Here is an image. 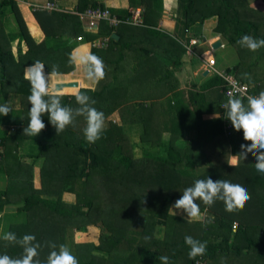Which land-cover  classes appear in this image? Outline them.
Wrapping results in <instances>:
<instances>
[{"label":"trees","instance_id":"1","mask_svg":"<svg viewBox=\"0 0 264 264\" xmlns=\"http://www.w3.org/2000/svg\"><path fill=\"white\" fill-rule=\"evenodd\" d=\"M18 4V0H0V105L9 103L12 107L7 116L0 115V213H3L0 215V226H3L0 236L5 232H13L18 238L34 235V243L41 245L35 259L41 264H46L52 250L49 243H55L57 251L61 244L68 246L78 264H162V256L169 258V264H196L199 260L233 264L231 259L237 256L236 264H264V174L256 171V161L251 154L245 160L238 156L241 144H250L243 139V132L234 128L231 134L225 131L223 105L228 98L224 93L223 78L212 74L199 88L194 82L195 89L189 92L194 107L180 100L181 92L164 96L167 90L178 86L176 81H170L176 68L184 64L192 66L198 55L200 58L208 54L206 46H198L201 43L196 42V36L188 37L190 26H200L214 18L216 22L211 35H220L225 46L233 45L242 52L247 48L237 41L244 35L264 39V9L251 7V0H179L177 21L184 27L185 35L181 38L173 36V44L164 53L156 52L154 57L139 54L142 67L152 65L149 74L153 71L164 74L159 80L150 77L157 89L153 90L154 84H147L149 92L128 98V102L137 103L128 112L123 107V100L127 98L121 99L123 96L107 90L116 84L107 81L105 76L95 89L82 87L78 91H69L66 88L64 92L56 89L55 94L60 96L63 106L79 107L75 96L83 92L90 97L91 106L104 113V131L93 144L85 139L83 116L76 117L57 134L45 114L42 120L46 127L41 133L35 137L24 135L31 107L28 101L31 86L25 78V68L40 61L45 64L48 74L54 67L57 69L55 76L69 73L74 69L70 58L75 45L71 39L83 37V33L77 28L81 26L78 15L49 12L44 3L34 2L30 7L43 30L57 37L56 26L59 31L64 29L58 34L60 42L56 49L48 46L42 49L38 46L45 42H41L37 47L23 51L22 42L25 37L30 38V30ZM89 6L107 7L99 0H78V10L83 11ZM111 10L117 12L113 7ZM149 12L155 10L151 7L146 10L144 21L147 24L153 22ZM125 13L130 16L131 9H125ZM12 23L19 28L18 33L17 29L12 32ZM142 36L141 42L150 41V35ZM185 36L186 41L182 40ZM108 37L112 45L124 39L122 35L118 41L112 35ZM18 38L21 41H17L16 56L12 52V43ZM141 49L147 53L153 50ZM90 54L99 57L107 66L106 49L92 47ZM211 57L214 56L209 53L208 58ZM254 64L249 65L246 74L241 72L242 61L226 71L247 83L253 94L259 95L264 91V73H255ZM171 65L173 68L168 67ZM55 83L53 80V85ZM215 85L219 88L216 94ZM48 91L54 93L49 88ZM235 97L247 105V98ZM159 99H165L169 108L163 107L164 101H149ZM209 100L215 103V111L218 110L220 115L204 119L201 115ZM159 108V118L163 121L160 124L153 116ZM116 111L123 124H132L131 130L139 133L140 143L135 146L142 148L141 156H135L128 146L118 142L124 125L110 118ZM79 120L85 123L83 128L78 126ZM136 123L141 126H135ZM193 126L197 128L196 136L188 137L186 132ZM31 144H35L37 151L24 155L22 152ZM232 157H236V165L229 161ZM38 165L40 184L36 185L35 168ZM205 165L211 168L206 169ZM199 166L203 169L198 170ZM183 175L186 180L181 181ZM189 177L205 180L210 177L213 181L222 179L240 184L248 190L250 199L243 209L235 212L226 211L220 200L211 206L198 200L200 214L208 211L211 217L207 222L191 221L173 207L184 189L194 184ZM65 183L74 185L67 187ZM69 187L72 189L68 190ZM66 190L75 194V200L65 199L63 192ZM12 214L16 220L4 225L3 219ZM139 221L140 229L134 230L135 222ZM96 227L102 230L98 241H75L76 233L82 238V233ZM186 236L207 242L205 253L190 259L189 247L184 240ZM22 253L19 245L0 239V255L18 258ZM222 254L223 261H217Z\"/></svg>","mask_w":264,"mask_h":264},{"label":"clouds","instance_id":"2","mask_svg":"<svg viewBox=\"0 0 264 264\" xmlns=\"http://www.w3.org/2000/svg\"><path fill=\"white\" fill-rule=\"evenodd\" d=\"M237 43L250 51H257L264 47V39H256L249 35H244ZM70 59L71 62L83 66L87 80L96 83L104 78V64L99 57L91 54L73 55ZM207 68L209 69V67ZM56 72L57 69L54 67L51 74ZM48 75L45 66L40 61L25 68V78L31 86L28 96L31 107L28 110V124L23 130L24 135L34 137L39 135L46 127L42 120V116L45 114L57 134L72 124L76 117L83 116L86 121V127L83 130L85 139L88 143H95L101 138L104 131V113L92 107L90 97L83 92H79L75 96L79 107L72 109L63 106L60 96L48 91ZM223 107L225 119L231 122L236 131H242L243 139L250 142V144H241L238 156L245 160L251 154L256 161L254 163L256 171L264 174V91L260 92L258 96H248L247 105L241 99L230 96ZM10 112H12V107L9 103L0 105V115L7 116ZM249 199L248 190L242 185L222 179L213 181L208 177L206 180L198 179L192 186L185 188L181 198L175 202L173 207L186 212L188 219L191 220L200 216V208L196 203L198 200L208 206H211L216 200H220L223 201L226 211L235 212L243 209ZM0 215L2 216L3 213L1 212ZM0 239L19 245L23 249L22 255L18 258H12L6 254L0 255V264H41L39 259H35L39 255L38 249L41 245L34 243L36 239L34 235L26 234L18 238L13 232H5L0 236ZM184 240L189 247L188 256L190 259L205 253L207 242H201L191 236H186ZM48 246L52 250L47 257L46 264H78L77 258L71 253L68 246L61 244L58 251L55 243H49ZM160 261L162 264H169V258L166 256L160 257Z\"/></svg>","mask_w":264,"mask_h":264},{"label":"crops","instance_id":"3","mask_svg":"<svg viewBox=\"0 0 264 264\" xmlns=\"http://www.w3.org/2000/svg\"><path fill=\"white\" fill-rule=\"evenodd\" d=\"M47 1H53L57 3L60 6V10H57L58 12H61V13L68 12V13L76 14L79 16L81 26H77V28L83 33L82 35L83 39L77 40L75 37H72L71 41H73L75 45V48L72 50V56L73 55H76V56L89 55L92 47H96L97 49H106L108 53L107 54L108 61H107V66H105L104 64V69L107 72L105 73V78H107V74L110 71V66L112 64L119 63L122 65V67L125 70L123 72L124 78L120 82L118 81L117 75L113 76L112 78L108 80L106 79L107 81L111 80V83L113 84L114 83L116 84V82H118V83H122V85L124 84L127 86L129 83L128 78L130 77L136 78L139 84L140 83L141 84L142 83L154 84L153 79L150 80V77H154L159 80L161 79V77L163 76L162 74L164 73L162 72L159 75L155 71H153L149 74L148 71H149V68L152 67V65L149 67H146V66L142 67L141 64H139V58H138L139 54H145L147 56L154 57L156 56V52L162 53L161 51H163L164 53L168 51L170 46L173 44L172 42L173 36H176V38H181L183 35H185L184 27L182 26V24L178 23L177 21L178 14H179L178 13L179 0H99L100 2H104L107 7H110L111 9L112 7L114 9H117V12H113L112 10L111 11L113 12L114 15L120 18L127 17V14L125 13V9H131L132 13L134 10L140 9L141 16H142L141 18L142 24L141 25L120 24L118 26H111L107 21H101L98 25V28L96 29H89L87 23L81 18L80 13L82 11L78 10V0H22V1L18 0V3H19L18 5H20L21 11L23 12L24 17L27 19V25L30 30V33H32L34 36V40L38 42H45V44L54 43L57 37L49 32L44 31L41 28V26L39 25L30 7V4L34 2L46 3ZM160 2H162V4H160ZM89 7H92V6H89ZM149 7H151V10H155V12L151 14L149 12L150 20L153 22H150L149 24H147L144 21V19H145V12ZM8 10L11 12L10 9ZM49 12H52V11H49ZM157 18H159L158 23L156 22ZM215 22L216 20L214 18L207 19L200 26L199 25H196L194 27L190 26V28L188 29L189 32H187L188 37L191 35L196 36V39H197L196 42L201 43L198 46H202V48L206 46L207 51H208L207 53L208 54L210 53V55H213L214 57L216 56L220 48L225 47L224 42L220 35L215 36L212 33V35L209 36L208 34H206L207 30H210L211 32H213V27L215 26ZM10 28L12 29L13 33L16 32L15 29H17V33H18L19 28L16 27L14 23L11 24ZM151 31H154V33H151ZM113 33L117 35V38H116L117 41L120 39L122 35L124 37L122 42H118V43H115V45H112L111 43L109 44L110 42L109 41L108 43H105V44L103 42L102 44L99 43L96 46L93 45V41L95 40L101 41L103 38L109 35H112ZM120 33L121 35H119ZM143 34H148L151 36L150 39L147 38L150 40L149 42L140 41L142 38H144L142 36ZM49 37H51L50 40H49ZM182 40L186 41V36ZM218 40H220L223 43V45L222 47H219L218 49L214 50V48H212V45L214 42ZM48 47L56 49L57 44H51V45H48ZM141 47H143L146 50L153 48V50L147 53V51L142 50ZM18 49H19L18 43H17V46L12 45V52H14L16 56L18 55ZM21 49L23 51L28 50L27 48L23 47V43H22ZM122 53H123V56H122ZM208 59L209 58L205 57L204 55L203 57L199 58V55H198V57L195 60L194 65L189 66V65L184 64L179 69L176 68L174 70V75L171 76L170 78V81L171 82L176 81L178 86L177 88L173 90H167L166 95L164 96L165 97L169 96L175 91L181 92L182 100H183L182 102L190 105L191 107H194L193 99L191 98V96H189V92L195 89V86L193 87L194 82L196 85H198L197 87L199 88V86L204 81H206L208 77L212 75L211 72H209L207 75L203 74L205 69H208L207 67H209L206 62ZM168 60L169 59L167 58L166 64L169 63ZM154 61L157 62V60H154ZM133 64H136V65L134 67H131ZM137 64L139 67H136ZM43 65L45 66L44 63ZM217 65H218V61L216 60L215 67L217 69L219 70L228 69V68L220 69L217 67ZM168 67L173 68V65L168 66ZM74 68L76 69L75 74L71 72V74L66 73L67 75L66 74L56 75V76L62 75L64 78H61L59 80L65 81V82H69L68 81L69 79L75 78L74 83L78 84V86H66L65 85L63 88L61 87L62 88L60 89L61 92H64L66 88H68L69 91H72L73 89L75 90L78 88H82L83 86H87L86 84H89V86L93 84V86L90 88L95 89L99 81L96 83H93L87 80L85 78V74H82L83 73L82 65L78 63H74ZM181 69L184 70L182 71V73H184V75L186 76V80H183L181 75H179ZM45 70H46V66H45ZM169 70H173V69H169ZM71 75H75V76H71ZM56 76L53 74L52 75L49 74L48 79L49 77H51L54 80ZM174 76L176 78L172 79V77ZM215 86L216 87L214 88V93L216 94L217 91L219 92V88L217 85ZM137 87H138V84H137ZM157 87H158L157 84H154L153 90L157 89ZM119 88L120 90L123 91L126 87L122 88L116 84L112 87H109L107 90H110L111 92L118 94ZM121 96H122V92H121ZM121 99H124V97H122ZM127 103H130V101L126 102L125 104ZM212 103H213L212 100H209L206 104V108L203 109V113L201 116L204 119H210L212 117H218L220 115V112L218 110L215 111V105H214L215 103L213 104ZM193 127L196 128V126H193ZM225 128H226V124H225ZM192 130L193 129L190 128V131L186 132V135L188 137L196 136L195 135L196 133L192 132ZM20 218H24V217L21 216ZM13 220H16V217ZM93 232L96 233V231H93Z\"/></svg>","mask_w":264,"mask_h":264},{"label":"rangeland","instance_id":"4","mask_svg":"<svg viewBox=\"0 0 264 264\" xmlns=\"http://www.w3.org/2000/svg\"><path fill=\"white\" fill-rule=\"evenodd\" d=\"M160 4H162V2H160ZM250 6L253 7V8H255V7H262L264 9V1L263 0H251ZM55 32L57 33V38H56L55 42L54 43H50V44H43L41 46H38V44L41 43V42L35 41L33 34L29 32L30 33V38L29 37H27V39H26V37L24 38V41L22 42L23 43V47H25L27 49H31V48H35V47L38 46V47L44 49L45 46H48V45H51V44H57V43L60 42L59 35H58L59 34V29H58L57 26L55 28ZM206 34H208L209 36H211V31L210 30H207L206 31ZM50 39H51V37H49V40ZM17 41H21V39L18 38V40H16L12 45L17 46ZM204 56L205 57H208V54H204ZM186 59H187V56H186ZM215 59L218 61L217 67L220 68V69H225V68H228V67H232L235 63H237L239 61H242V64L243 65L241 67L242 68V71L241 72H243V74H246L248 72L249 65L252 62H254L255 63L254 64V67H253L254 72L255 73H259L261 75L264 73V47H261L257 51H250L249 49H245L242 52H239L235 46L228 45V46H225V47H222V48L219 49V51L217 52V54L215 56ZM135 65L136 64H133L131 67H134ZM75 70L76 69L74 68L73 70H71L67 74H71V72L73 74H75ZM124 70L125 69L122 67L121 64H119V63L112 64L110 66V71L108 72L106 79L108 80V79L112 78L113 76L117 75L118 76V81L120 82L124 78V74H123ZM104 71H105V73H107L105 69H104ZM182 71H184V70L181 69L179 75H181V77H182L183 80H186V76L184 75V73H182ZM82 74H84V68H83V73ZM71 76H75V75H71ZM61 78H64V77L62 75L56 76L54 78V81L56 82L54 85H53V79L51 77H49V79H48L49 80V82H48V88L50 90H54V93L58 92V91H56V88L62 89L65 86L64 84L66 82L59 80ZM128 79H129V83L126 86V88L123 91L122 90H119V93L117 94V96L118 95H121V92H122V96L127 98V100H123L125 103L128 102V98L133 97L135 94H138V93H146V92H149L150 91V87H148V85L146 83H142V84L140 83L139 84V82L137 81V79L134 78V77H130ZM68 81H69V85L72 86V83H70V82H74L75 81V78L69 79ZM116 84L119 86L122 83L116 82ZM137 84H138V87H137ZM59 85H62L61 86L62 88H59ZM86 85L87 86H83V87H87L88 88V87H92L93 86V84H91L90 86H89V84H86ZM54 86H55V89H53ZM97 86L98 85H96L95 88H97ZM78 90H79V88L78 89H75V91H78ZM169 96H174V95L171 94ZM180 100H182V99H180ZM149 101H150V103H157V102H160V101H164L163 107L165 109L166 108L167 109L169 108V105L167 104V101L165 99H162V100L159 99V100H155L153 102L151 100H149ZM100 105L103 106L104 103H100ZM136 105H137V103H135V102H130V103L124 104V106H123V107H125L124 111L128 112L131 108H134ZM159 113H160V108L156 111V113L153 116H154V119L155 120H158V123L160 124L163 121L161 120V118H159ZM110 118L113 119L114 121H116L117 123H120L121 126L124 125L123 126V131H122V134H121V137L122 138L118 139L119 140L118 142L120 144L123 143L124 145L128 146L132 150V152H133V154L135 156H137V157L138 156H141L142 155V148L140 146H135L136 144H139L140 143V135H139V133L137 131H132L131 130L130 127L133 126V125L132 124H123L122 123V119H121L120 114H119V111L114 112L111 115ZM225 120H226V123L229 121L227 119H225ZM78 126L80 128H83L85 126V123L79 120L78 121ZM135 126L140 127L141 125L139 123H136ZM192 128H193L192 132H196L197 131V128H195V127H192ZM128 130H131V131L128 132ZM225 131L228 134L227 129H225ZM117 136L119 137V134ZM35 151H37L35 144H31V147H28L27 146L25 148L24 152H22V153H25L24 155H27V154H30V153H34ZM221 157H223V156H220V158ZM29 161H31L30 158H29ZM229 161L233 165H236V157L230 158ZM205 168L206 169H209V168H211V166L205 165ZM200 169H203V167H200L199 166L198 167V170H200ZM39 176H40V168H39V165H38L35 168V184L36 185H39L40 184V181H38ZM202 177L205 178V176H202ZM180 180L181 181L186 180V175H183V178L181 177ZM189 180L195 182L198 179L195 178V177H189ZM65 185H67V187H68V186L74 185V183H65ZM71 189L72 188L69 187L68 190H71ZM68 190H66V191L63 192L65 199H67V200H75V194L73 192H69ZM177 213L179 215L185 217V218H188L187 217V213L184 212L183 210H177ZM210 217L211 216H210V214H209L208 211H203L198 218L191 219V221H201V222H204L206 220V222H207ZM14 218H15V216L13 214L12 215H9V216H7V217H5L3 219V222L5 224H8ZM1 224L2 223H0V225ZM140 225H141V221L135 222V228H134V230H137L138 228L140 229V227H139ZM2 227L3 226H0V229H2ZM93 231H96V233L93 232ZM80 233H82V232H80ZM100 233H102V230L99 227H96L94 229L89 228V230L86 233H82L83 234V237L82 238H81V236H79L80 235L79 233H76V235H74V239H75V241H77V240L86 241V240H89V239H94V240L98 241V238H99ZM91 236L92 237L95 236V237L94 238H91ZM232 255L233 254H231V256ZM231 256H230V258H231ZM223 259L224 258H223V254H222V256L221 255L218 256L217 261H221V260L223 261ZM225 259L226 260H230L228 257H225ZM238 260H239L238 259V256L237 257H233L231 259V262H233V264H236L238 262ZM211 263H212V261L209 260L208 263H205V264H211ZM239 264H241V263H239ZM244 264H248V263L247 262H244ZM249 264H251V263H249Z\"/></svg>","mask_w":264,"mask_h":264},{"label":"built area","instance_id":"5","mask_svg":"<svg viewBox=\"0 0 264 264\" xmlns=\"http://www.w3.org/2000/svg\"><path fill=\"white\" fill-rule=\"evenodd\" d=\"M44 7L49 10H57L60 6L53 2L49 1L44 4ZM81 18L87 23L89 29H96L101 21H107L111 26H118L120 24H142V16L141 10L136 9L133 13L125 18H120L113 14L110 8H102V7H89L80 13ZM83 37L78 36L77 40H82ZM110 37H105L101 41H93V45L96 46L99 43H108ZM223 45V44H222ZM207 65L209 66V72L212 74H217L223 78L225 82L224 93L225 96L229 99L230 96H237L241 98H247L248 96H258L251 92L250 86L231 74L226 70H219L215 67L216 59L214 57L209 58L207 61ZM228 134H231V130H233V126L231 122L226 123V128ZM237 226V223L234 224V228ZM196 264H205L203 261L199 260Z\"/></svg>","mask_w":264,"mask_h":264},{"label":"water","instance_id":"6","mask_svg":"<svg viewBox=\"0 0 264 264\" xmlns=\"http://www.w3.org/2000/svg\"><path fill=\"white\" fill-rule=\"evenodd\" d=\"M112 37L116 39L117 38V35L115 33H113L112 34ZM221 46H222V42L220 40H218V41H216V42L213 43L212 48H214V50H216V49H218ZM208 73H209V70L208 69H205V71H204L203 74L204 75H207ZM70 83H72V86H78V84H75L74 82H70ZM64 85L70 86L69 85V82H66ZM61 86L62 85H59L60 88H61ZM56 89H58V88H56Z\"/></svg>","mask_w":264,"mask_h":264}]
</instances>
